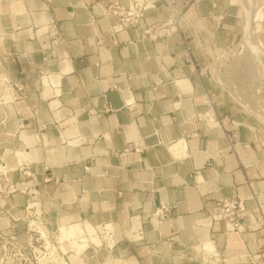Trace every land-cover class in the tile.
Returning <instances> with one entry per match:
<instances>
[{
    "label": "crops",
    "instance_id": "obj_1",
    "mask_svg": "<svg viewBox=\"0 0 264 264\" xmlns=\"http://www.w3.org/2000/svg\"><path fill=\"white\" fill-rule=\"evenodd\" d=\"M114 1L0 0V54L28 94L0 107V168L40 193L51 230L93 242L110 232L67 252L69 264H264V134L208 72L212 52L238 39V10L232 0H173L182 32L151 41L140 32L167 22V6L114 33L117 19L93 7ZM27 163L37 181L18 170ZM36 197L0 198L21 239ZM235 197L242 233L211 217ZM161 204L173 217L158 224Z\"/></svg>",
    "mask_w": 264,
    "mask_h": 264
},
{
    "label": "built area",
    "instance_id": "obj_2",
    "mask_svg": "<svg viewBox=\"0 0 264 264\" xmlns=\"http://www.w3.org/2000/svg\"><path fill=\"white\" fill-rule=\"evenodd\" d=\"M125 1L126 3L121 0H115L108 6H102L100 3L93 6H99L103 16L106 18L117 19L116 24L112 27L114 33L123 32L128 29H138L145 13L148 10L155 9L159 2H163L169 10L168 21L163 24H156L140 32V37L142 39L156 41L160 38H170L182 32L181 26L185 23L184 13L173 0ZM213 6L216 7V3H213ZM3 37L4 34L0 32V42L3 40ZM50 37L55 44L61 42L60 35L57 32L50 33ZM186 58L191 60V47L189 44H187ZM38 70L41 76L45 75V72L41 68H38ZM113 87L116 88V86ZM27 98L28 94L25 86L20 80L15 79L11 75L4 62V57L0 54V107L25 102ZM208 103H210V100H208ZM225 120L226 118L222 120V124H224ZM228 140L230 150L235 154V135L231 134ZM86 169L88 170V168ZM5 170L6 166L0 168V198L15 196L19 193L28 194L30 197L36 195V193L31 195V191L26 188H20L18 183L11 182ZM18 170L25 177L37 181L36 174L32 172L30 164L27 163L19 166ZM30 200L33 201L32 198ZM30 202L26 207L28 229L25 239L20 238L18 220L0 206V258L10 257L12 260L11 264H69L67 253L60 248L59 242L57 241L56 230L55 232L50 230L48 222L43 217L44 212L46 213L45 209L43 208V213L38 215L34 208L29 209ZM260 208H262V205H260ZM172 209L165 204L158 206L153 214L157 223L162 224L170 220L173 217ZM245 211V204L240 198H224L216 202L211 217L214 222L226 223L231 231L242 233L244 228L242 219ZM33 221L38 223V226L43 231L39 230L37 226H33ZM103 236L101 237L104 238ZM105 240L107 239L105 238Z\"/></svg>",
    "mask_w": 264,
    "mask_h": 264
},
{
    "label": "rangeland",
    "instance_id": "obj_3",
    "mask_svg": "<svg viewBox=\"0 0 264 264\" xmlns=\"http://www.w3.org/2000/svg\"><path fill=\"white\" fill-rule=\"evenodd\" d=\"M233 6L238 10V14H237V25H238V29H239V36L237 41L231 46L234 47V45L239 41V39L242 36V29L244 27V37L242 40V43H246L249 44V41L245 38L246 36V32L248 31L250 34L253 35V33H256L257 31H253L256 29H259L262 25V30H261V38L264 42V22L261 23L264 20V0H232ZM239 6V9L238 7ZM240 10V13H239ZM247 19V20H246ZM254 37V36H253ZM230 48V47H229ZM229 48H224L223 50H219L220 52L214 53L211 55V63L208 69V72L210 74V76L218 83V78L215 76L214 73H212V68L211 65L213 63H216L217 65H221V73H223L225 75V77H229L228 82L230 83L231 87L237 91V92H241L242 94H244V96L247 98L248 95H253V98H255L258 101V104L260 106H262V102H263V91H264V86L262 85V81L258 80L256 81L254 84L252 83V81H254V79H252L251 74L245 71H239L235 69V64L232 63V59L225 61V59L221 58V55L224 54L226 51H228ZM253 85V88L250 92V86ZM219 86H221V88L223 89L222 85L220 84ZM224 90V89H223ZM224 92L226 93V95L233 101L235 102V104L239 107V109L241 110V112L243 114H245V116H247L250 119L255 120L257 123L260 124L261 129L263 131L264 134V126L262 123H260V121L247 114L243 108L241 107V105L239 104V102L237 101V99L239 100V96H235V98L230 95L227 91L224 90ZM51 230V228H50ZM57 232V241L59 242V246L60 248L64 251V252H71L72 249L74 248L78 253H81L84 249L83 246H85V248H87L89 246V244H96L98 246L102 245V237L106 238L107 240L109 239V236L107 235L108 232L107 231H103V233H100V235L96 232L93 233L95 236V239L97 241L91 240V236L89 235V239H80L78 237H70L69 235L67 236L65 234V228L62 226H57L55 227V229L53 228L52 231ZM92 236V237H94ZM73 245V247H72ZM58 246V245H57Z\"/></svg>",
    "mask_w": 264,
    "mask_h": 264
},
{
    "label": "bare ground",
    "instance_id": "obj_4",
    "mask_svg": "<svg viewBox=\"0 0 264 264\" xmlns=\"http://www.w3.org/2000/svg\"><path fill=\"white\" fill-rule=\"evenodd\" d=\"M247 20V19H246ZM264 20L261 22L263 23ZM261 30L262 25L259 29L253 30L257 31L256 33L250 34L248 31H245L246 36L245 38L249 41V44L242 43L243 37H244V27L242 29V36L239 39V41L234 45V47H230L228 51H226L224 54L221 55L220 59L223 58L225 61L232 59V63L235 64V69L239 71H245L251 74L252 83L254 84L256 81L261 80L262 85L264 86V42L261 38ZM254 36V37H253ZM220 51H213L212 54L217 53ZM222 60V59H221ZM221 65H217L216 63H213L211 65L212 73L215 74V76L218 78V82L222 85V87L234 98L235 96H239V104L243 108V110L257 118L263 125H264V91H263V102L262 106L258 104V101L253 98V95H248L246 98L244 94H242L240 91H235L230 83L228 82L229 77H225L223 73H221ZM253 88V85L250 86V92ZM253 91V90H252ZM24 189V188H22ZM37 196L36 199L30 202L29 209L34 208L35 212L38 215H41L43 213L42 203L40 201V193L35 192ZM33 226H37V228L41 231H43L42 228L38 226V223L35 221L32 222ZM110 232H108L107 235H109ZM46 235V233H45ZM7 259V260H6ZM6 262V263H5ZM12 260L10 257L6 256V258H0V264H11Z\"/></svg>",
    "mask_w": 264,
    "mask_h": 264
}]
</instances>
